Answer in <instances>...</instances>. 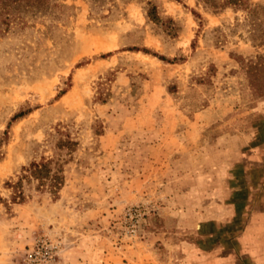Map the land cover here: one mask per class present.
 <instances>
[{
    "label": "rangeland",
    "instance_id": "374dc122",
    "mask_svg": "<svg viewBox=\"0 0 264 264\" xmlns=\"http://www.w3.org/2000/svg\"><path fill=\"white\" fill-rule=\"evenodd\" d=\"M150 1L156 22L144 0H55L0 31V264H239L264 187V95L242 65L264 45L241 11ZM56 127L77 143L57 198L12 202L4 183Z\"/></svg>",
    "mask_w": 264,
    "mask_h": 264
},
{
    "label": "trees",
    "instance_id": "16d2710c",
    "mask_svg": "<svg viewBox=\"0 0 264 264\" xmlns=\"http://www.w3.org/2000/svg\"><path fill=\"white\" fill-rule=\"evenodd\" d=\"M92 4L102 5L110 0H88ZM147 7L145 16L152 22L158 21L157 7L150 1L144 0ZM197 5L210 9L213 12H220L225 9L241 11L243 13L242 25L246 27L248 38L254 46L264 45V5L250 3L248 0H197ZM57 7L55 0H0V31L5 32L12 22L22 21L23 18L44 16L54 12ZM193 12V17L199 18L197 12ZM129 50H142L146 54H151L146 49L131 47ZM159 60L162 57L151 54ZM245 76L254 91L264 95V55L257 54L252 59H247L242 65ZM15 113L12 118L20 116ZM51 135V154L46 157L41 156L37 161H31L26 166H21L15 181H8L4 186L11 189L10 200L12 202H24L26 195L24 186L32 187L37 193L50 194L51 198H57L58 192L64 182V165L71 158L77 143L71 139L64 130L59 127L54 128Z\"/></svg>",
    "mask_w": 264,
    "mask_h": 264
},
{
    "label": "crops",
    "instance_id": "0c3cea01",
    "mask_svg": "<svg viewBox=\"0 0 264 264\" xmlns=\"http://www.w3.org/2000/svg\"><path fill=\"white\" fill-rule=\"evenodd\" d=\"M260 189L243 214L245 219L237 236L239 264H264V187Z\"/></svg>",
    "mask_w": 264,
    "mask_h": 264
},
{
    "label": "built area",
    "instance_id": "2783aa9c",
    "mask_svg": "<svg viewBox=\"0 0 264 264\" xmlns=\"http://www.w3.org/2000/svg\"><path fill=\"white\" fill-rule=\"evenodd\" d=\"M37 254H40V253H37ZM43 254L45 255L44 263L49 264L50 261L52 260L50 252L49 253H43Z\"/></svg>",
    "mask_w": 264,
    "mask_h": 264
}]
</instances>
